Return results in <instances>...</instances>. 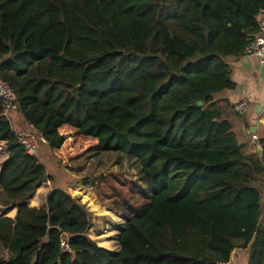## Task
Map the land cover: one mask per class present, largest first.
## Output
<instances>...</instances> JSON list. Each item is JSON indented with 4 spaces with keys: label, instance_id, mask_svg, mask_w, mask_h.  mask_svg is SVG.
<instances>
[{
    "label": "trees",
    "instance_id": "trees-1",
    "mask_svg": "<svg viewBox=\"0 0 264 264\" xmlns=\"http://www.w3.org/2000/svg\"><path fill=\"white\" fill-rule=\"evenodd\" d=\"M262 12L264 0H0V79L34 134L57 152L72 130L140 173L76 182L123 216L118 252L57 189L0 219V264H230L235 250L264 264V140L244 156L234 105L216 97L235 89L226 58L244 55ZM18 137L0 100V189L21 207L50 177Z\"/></svg>",
    "mask_w": 264,
    "mask_h": 264
},
{
    "label": "rangeland",
    "instance_id": "rangeland-1",
    "mask_svg": "<svg viewBox=\"0 0 264 264\" xmlns=\"http://www.w3.org/2000/svg\"><path fill=\"white\" fill-rule=\"evenodd\" d=\"M8 116L10 117L8 118L10 125L15 132H18L19 124L25 125L26 130L29 129L18 111H12ZM235 120H239V118H235ZM18 121H20L19 124ZM234 129L236 130L235 127ZM30 131L35 133L32 129ZM65 133L67 140L62 150L52 152L46 143L40 147L38 161L46 173L50 174L52 190L58 189L68 192L66 189L72 183L79 181L80 178L102 174H118L125 181L140 182L139 165L136 160L117 152L96 151L94 149L97 146L95 141L83 139L72 130H66ZM6 148V145L0 143V167L8 155ZM142 186L144 188V185ZM81 195V200H78L90 210L93 217L91 228L88 231L89 238L99 246H110L111 248L116 246L117 238L125 224L123 216L110 206L102 204L95 194L96 203L91 195L84 192ZM7 202L6 195L0 192V205L3 206ZM98 235L101 237L95 238ZM107 239L112 241L111 245L107 244ZM3 252L5 251L0 247V261L5 258ZM247 256V250H235L230 264H246Z\"/></svg>",
    "mask_w": 264,
    "mask_h": 264
},
{
    "label": "crops",
    "instance_id": "crops-1",
    "mask_svg": "<svg viewBox=\"0 0 264 264\" xmlns=\"http://www.w3.org/2000/svg\"><path fill=\"white\" fill-rule=\"evenodd\" d=\"M226 62L230 65L231 78L235 83V89L233 91H224L216 97L217 99H226L234 106L240 102H246L249 105L248 112L235 117L239 118V120H235V118H233L231 120V125L232 131L235 134L238 143L241 145L243 155L249 158H256L259 156L257 153V146H261L260 141L264 140V66H261L257 59L247 56H241L238 58L229 57L226 58ZM8 118L10 117L8 116ZM234 120L235 122L232 124ZM19 123L20 121H18V124ZM19 126L18 132L13 130L17 135L31 132V128L29 126L28 130H26L25 125L23 124H19ZM252 135H256L257 141L252 140ZM40 150L41 149H39L36 154L37 159L39 158L38 156ZM47 176L50 177V174L47 173ZM51 187L52 181L50 179H46L40 184L35 194L27 200L23 206H11L8 202L3 206L0 205V219L6 217L11 220H15L19 209L22 207L36 210L45 209L46 196L52 190ZM66 190H68L67 193H69L71 197L76 199H80L82 197V192L87 193L92 196L94 202L96 203L94 194L90 190H87L76 183H72ZM0 192H2L1 189ZM100 237V235L97 237L95 236V238ZM111 243L112 241L107 239V244L111 245ZM99 247L111 252L119 251L118 241L116 246H112V248L110 246ZM6 252L7 251L3 252L5 254V258L3 260H8L10 258L8 252Z\"/></svg>",
    "mask_w": 264,
    "mask_h": 264
},
{
    "label": "built area",
    "instance_id": "built-area-1",
    "mask_svg": "<svg viewBox=\"0 0 264 264\" xmlns=\"http://www.w3.org/2000/svg\"><path fill=\"white\" fill-rule=\"evenodd\" d=\"M257 59L261 66H264V13H260L258 16V32L255 38L249 43L244 50V55ZM0 100L4 104V114H8L16 110L14 104V94L11 88L0 79ZM249 105L246 102H240L234 106V112L237 115H243L248 112ZM19 142L24 148L28 156H36L42 144H45L43 138L35 135L34 133H24L19 135ZM252 140L257 141L256 135L251 136ZM62 253H69L68 238L65 235L61 242Z\"/></svg>",
    "mask_w": 264,
    "mask_h": 264
},
{
    "label": "water",
    "instance_id": "water-1",
    "mask_svg": "<svg viewBox=\"0 0 264 264\" xmlns=\"http://www.w3.org/2000/svg\"><path fill=\"white\" fill-rule=\"evenodd\" d=\"M199 106L201 105L200 103L198 104ZM257 153L259 154V156H261V146H257Z\"/></svg>",
    "mask_w": 264,
    "mask_h": 264
}]
</instances>
